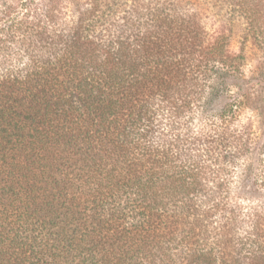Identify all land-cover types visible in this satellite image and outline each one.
<instances>
[{"label": "trees", "instance_id": "1", "mask_svg": "<svg viewBox=\"0 0 264 264\" xmlns=\"http://www.w3.org/2000/svg\"><path fill=\"white\" fill-rule=\"evenodd\" d=\"M263 155L264 0H0V264H264Z\"/></svg>", "mask_w": 264, "mask_h": 264}, {"label": "rangeland", "instance_id": "2", "mask_svg": "<svg viewBox=\"0 0 264 264\" xmlns=\"http://www.w3.org/2000/svg\"><path fill=\"white\" fill-rule=\"evenodd\" d=\"M215 18L219 20H216ZM215 18H212V17L208 18L209 26L211 27L218 26L219 29H221V27L223 26L225 28H228L230 26L226 24V20L219 18L218 15H216ZM231 29L232 30H231L230 48L233 51H238L240 48L243 49V52L245 54V65L243 67V70L245 71V73L248 74L250 71H252L257 66V64L261 60H263L262 53L258 49L254 48L251 43L243 41V38H242L243 25L240 22H237L235 23V25L231 26ZM189 120H190L189 125L192 127L193 131L202 127L201 125L202 121L200 119V114H199L198 109H194L190 113ZM259 122H260V116L256 115L251 110L245 109L237 115V121L235 122L236 123L235 125L250 123L254 129H258L261 125ZM238 165L239 163H237L235 167H231V177L229 178L227 182V189L231 192L234 191L235 186H236V183H235L236 179H234L235 178L234 176L238 172L237 170Z\"/></svg>", "mask_w": 264, "mask_h": 264}]
</instances>
